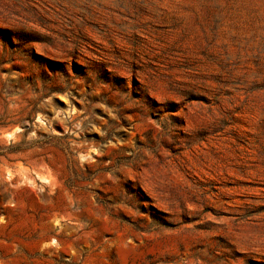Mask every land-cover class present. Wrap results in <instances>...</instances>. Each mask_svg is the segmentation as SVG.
Instances as JSON below:
<instances>
[{
  "label": "rangeland",
  "instance_id": "374dc122",
  "mask_svg": "<svg viewBox=\"0 0 264 264\" xmlns=\"http://www.w3.org/2000/svg\"><path fill=\"white\" fill-rule=\"evenodd\" d=\"M0 264H264V0H0Z\"/></svg>",
  "mask_w": 264,
  "mask_h": 264
},
{
  "label": "built area",
  "instance_id": "2783aa9c",
  "mask_svg": "<svg viewBox=\"0 0 264 264\" xmlns=\"http://www.w3.org/2000/svg\"><path fill=\"white\" fill-rule=\"evenodd\" d=\"M6 176H7V178H10L11 175L9 172H7Z\"/></svg>",
  "mask_w": 264,
  "mask_h": 264
}]
</instances>
